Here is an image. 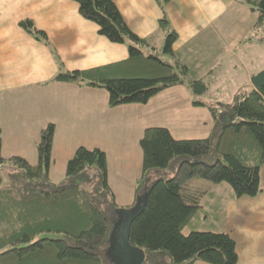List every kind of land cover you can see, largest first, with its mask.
<instances>
[{"label": "trees", "instance_id": "1", "mask_svg": "<svg viewBox=\"0 0 264 264\" xmlns=\"http://www.w3.org/2000/svg\"><path fill=\"white\" fill-rule=\"evenodd\" d=\"M72 1L100 35L114 43L127 42L128 57L101 67L61 72L54 80L105 89L110 107L145 104L182 83L194 94L207 89L174 51L175 31L166 35L163 54L168 60H163L156 46L128 27L113 0ZM247 1L257 11L255 27L264 26V0ZM160 25L166 28V20H160ZM20 26L46 39L30 20ZM193 104L204 106L199 101ZM231 107L230 112H222L229 114V120L220 121L217 106H208L215 128L204 138L176 139L159 126L143 131L138 192L153 171L165 169L176 157L181 160L168 178L147 180L144 207L129 236L130 244L145 253L142 264H237L236 242L229 233L192 228L186 237L181 235L193 219L199 221L196 213L201 208L199 198L188 192V180L200 177L214 184L228 183L236 198L262 192L264 86L240 91ZM53 133L52 123L41 128L36 164L18 155L5 158L0 152V167L10 170L6 180L0 174V264H114L106 252L113 212L120 206L107 182L106 154L97 147H78L66 164L65 177L55 182L48 174ZM200 156L216 160L207 163Z\"/></svg>", "mask_w": 264, "mask_h": 264}, {"label": "crops", "instance_id": "2", "mask_svg": "<svg viewBox=\"0 0 264 264\" xmlns=\"http://www.w3.org/2000/svg\"><path fill=\"white\" fill-rule=\"evenodd\" d=\"M113 1L128 27L141 38L152 37L151 32L155 31L162 45L168 29L175 31L177 40L173 49L197 78L205 75L199 70L198 61L190 56L184 58V53L190 55L196 39L205 38L210 32L212 43L220 45L219 52L226 46L223 33L227 23L216 24V20L227 12L226 6L231 2L215 5L211 0ZM239 2L242 4L243 0ZM245 3L250 4L247 0ZM244 10L252 18L251 7ZM162 19L166 20V28L160 25ZM23 20H30L37 30L46 34V39L20 26ZM255 22L245 23L244 31L253 33ZM246 40L252 42L251 35ZM227 43L233 42L227 40ZM241 43L236 42V48H247L240 46ZM226 47L235 56L234 48ZM127 57L128 43H114L100 35L96 25L79 14L72 0H0L1 155L22 156L36 164L40 130L52 123L48 171L51 180L57 182L65 177L66 164L78 147H97L106 154L107 182L115 203L122 207L135 203L142 193L138 192V182L142 176L139 140L143 131L159 126L166 127L176 139L207 137L215 128L214 117L208 109L215 101L194 100L196 94L187 83H182L164 89L145 104L110 107L105 89L54 80L61 72L101 67ZM237 61L254 69L250 72L252 75L264 69L257 71V66L248 58L245 63L241 57ZM243 75L234 81L237 86L242 84L238 89L245 87L243 90L248 92L254 87L250 76L240 79ZM194 101L204 106L194 105ZM233 101L234 98L230 102ZM223 111V108L217 111L219 120H229V114ZM196 180H188L186 187L189 194L196 191L200 197L201 208L196 213L198 226L208 221L214 229L210 231L229 233L236 242L237 264H264V163L259 168L262 192L253 197H234L231 186L225 182ZM195 181L197 186L190 187ZM191 229L184 227L181 235L186 237ZM194 264L208 263L196 261Z\"/></svg>", "mask_w": 264, "mask_h": 264}, {"label": "rangeland", "instance_id": "3", "mask_svg": "<svg viewBox=\"0 0 264 264\" xmlns=\"http://www.w3.org/2000/svg\"><path fill=\"white\" fill-rule=\"evenodd\" d=\"M216 2L222 3L223 5H225L228 2H231L228 3V5L226 6V9H228L227 12L224 11L223 14H221L217 18L216 24L218 22L227 23V26L225 27V33H223V36L227 38L228 42H233V43L232 44L227 43L226 39H224V43H226V46H231L232 48H234V50L236 51L235 56L229 54V49L226 46H224L223 51L219 52L220 45L218 43H212L213 36L210 34V32H207L205 38L196 39L194 43L195 45L192 46V51L189 52L190 55L188 53H184L185 54L184 58H189V56L194 57L195 62L198 61L197 63L201 66L199 67V70L202 73L205 72V75H203L202 79L204 83L207 85V89L202 93H196V95L194 96V100H207L212 103L213 101H215L214 105L217 106V111L222 110V108L225 111H230V109L232 108L231 106L234 103V101L233 102L230 101H232L233 98L235 99V96L240 91L244 92L243 89H245V87H241L240 89H238L240 86H242V84L237 86L236 81H234V79L239 77L240 74L246 75V78L247 76H250V78L254 76L252 75V73H250L251 71H254V69H251L248 66L246 68L245 64L239 65L237 61L238 58L241 57L244 63L247 61V58L251 59L252 60L251 64L253 66L255 65L257 66V71H259L262 67L264 68V28L262 25H260V26H256L253 33L244 31L245 23H248L251 20H256L258 16L257 11L252 12L253 16L251 18L247 10H244L245 7L247 8H249V6L251 7L250 4H248L249 5L248 6L245 3V0H243L242 4L239 2V0L238 1L211 0V3L215 5H217ZM187 4H189V1H187ZM236 17L237 19H235ZM170 31L171 30L168 29V33ZM151 34H153V36L148 37L146 39L149 40L153 46L157 47L158 56L164 60V57L166 56L163 54V46L165 44L166 37H163V39L161 40V42L163 43L162 45L161 44L159 45L160 35L158 34V32L153 31L151 32ZM250 35L252 37V42L246 40V38H249ZM240 41L242 42L240 46H244L247 48H245L244 50L243 49L241 50L242 47L236 48L237 47L236 42H240ZM249 45L252 46L250 47ZM186 60L187 62L191 63L189 59ZM244 75L243 77H240L241 80L242 79L244 80ZM218 99H220V101H218ZM221 101L223 103L225 102L230 104L228 106L229 107L228 110L226 109V107H224V104H222ZM218 104H222L223 107H220ZM198 159L207 163H213L216 160L215 157H211V156H200ZM180 160H181L180 157H176L165 169L153 171L152 172L153 177H149L148 179H145L144 185L141 189L142 193L145 191V188L147 187L146 185L147 180L152 181L153 179H157V178H164V179L168 178L174 173ZM9 171L10 170L7 168L4 169L3 167H0V174L3 176L5 180L7 179V175ZM195 178L197 179L196 181L202 179L200 177H195ZM196 181L193 182V184H191L192 186L190 187L197 186ZM188 183L189 182L187 181L185 185H187ZM192 195H194L196 198L197 197L200 198L198 192L196 191L192 193ZM126 207L127 206L124 207L120 206V208H126ZM113 213H112L113 217L116 218L115 212ZM198 225H199L198 221L196 219H193L188 227L196 228L204 231L214 230L212 229L211 226H209L208 221L205 222V224L201 223L200 226ZM108 258L110 259V257ZM105 259L106 261H108L106 256Z\"/></svg>", "mask_w": 264, "mask_h": 264}, {"label": "water", "instance_id": "4", "mask_svg": "<svg viewBox=\"0 0 264 264\" xmlns=\"http://www.w3.org/2000/svg\"><path fill=\"white\" fill-rule=\"evenodd\" d=\"M250 82L255 89L264 86V69L252 76ZM144 202L145 191L138 196L133 206L115 211L116 218L109 234L106 252L114 264H142L144 261V251L129 242L131 224L142 211Z\"/></svg>", "mask_w": 264, "mask_h": 264}]
</instances>
